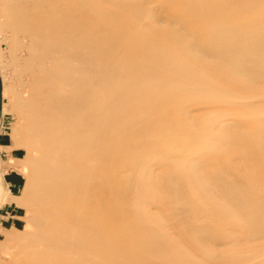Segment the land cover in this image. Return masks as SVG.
<instances>
[{
	"label": "rangeland",
	"instance_id": "374dc122",
	"mask_svg": "<svg viewBox=\"0 0 264 264\" xmlns=\"http://www.w3.org/2000/svg\"><path fill=\"white\" fill-rule=\"evenodd\" d=\"M31 1L32 0H0V264H144L143 260H146L148 256L152 255H154L158 261L161 259V261H167V259L171 258L181 261L183 264H187L181 252H184L185 248H187L186 251L191 252V258L195 257L194 259L201 264H264V236L252 241L243 239L245 231V228L242 226L243 219L233 216L232 214L226 215L228 205H226L225 202L223 203L222 199H218L220 197L217 198V195H219L218 190H212L214 194L211 193L212 191H210V193L205 192L202 187L203 185H201L198 186L196 189L197 191H193L196 192L194 199L196 200V206H198V208L195 206V209L201 211V217L198 222H205L207 229L206 235H196L193 238V240L198 243L195 244L197 246L194 249L195 251L193 250L194 252H192L188 247H192L191 242L189 243L186 241L184 236L178 233L179 231L177 229H172L173 226L171 223L174 220L176 221L175 215L177 214H171L174 220L173 218H169L166 216L167 212L164 211L167 208L164 209L165 206L162 207L159 204L158 199L160 198L161 191H158L160 189L163 190L162 184L167 180L162 177L160 178L157 171L151 173V178L147 176L145 179L135 180L136 182L132 180L133 169L131 170V167L133 166L131 162L140 160V158L146 156V153H157L158 156H162L164 159L167 157L165 162L169 164L170 167L183 166L185 161L188 162L187 164H190L189 162L210 163L212 160L220 158V161L215 160V163L211 165L210 171L213 173L219 174L224 170L232 168L241 174L247 172L251 164L245 167L244 165H240V161H236L234 164L227 167L230 158H238L243 155L237 152L223 154V145L218 151L210 149L209 144L212 143V141L215 143H222V139L224 138L223 132L229 127V125L225 123H221V125H225V127H219L220 124L215 122L217 118L221 119L224 117H221L222 115L220 113H224L223 115L226 114L223 107H221L222 111H218V108H216L217 106H214V109H217L216 111L220 115L216 113V119H211L212 122H210L209 118V120H205V117H203L206 114H210L209 112L214 109H211V107L206 108V106L203 107L202 104L208 105L210 102L220 101L222 98L219 99V91L215 94H204V96H200L199 93H188L186 95L184 93V95L180 96L181 100L189 104L180 103V101H178L179 98H177L176 102H178V105H185V109L183 110L184 113L187 114L190 112L191 114L189 113V118H187V122L185 121L186 123H184L183 126H178H182L183 129L180 130L181 128H177L171 137L168 138L164 137L159 130L152 129L151 126L144 124L143 119H141L138 114L142 111L151 114V108L154 107L155 104L150 102V99L148 100L150 103L137 101L129 104H119L117 107L119 111H117L116 108L104 119L107 123L109 122L108 124L113 122L118 126L109 127L103 131V135L98 139V142L102 144L104 141V148L102 151L94 154V156L92 154L93 151H87L85 148H82L84 147L83 143L76 144L73 140L70 134L72 129L68 126V121L66 119L67 115L64 114L58 99L59 95L67 94L69 91H76L79 97H81L83 90H87L86 92L91 94L90 97L89 94L87 97L89 103L93 101L99 105V99L105 100L107 94H105L106 92L99 83L101 80H104L106 76L105 66L107 61H105L104 53L109 52L111 49L118 53H122L127 50V47H134L136 53L140 55H144L148 49L159 51L161 54H164V58L168 57L167 59L179 62L177 65L169 67L166 73L176 70V67L186 69L188 66L187 61H189L188 56L190 53L193 54V51L191 49L182 51L181 47L185 44V41H188L186 39L168 41L160 37L172 31L169 24L163 22L168 15L183 16V20L184 17L188 20L195 15L202 16L208 14L204 16L206 20L204 19L202 25L192 23L188 20L192 28L197 29L198 32L200 30L202 31H200L199 40L203 43H207L206 32L209 33L213 31V27L218 30L221 28L222 30H219L221 36L229 37L231 31L228 27L240 26L247 21L253 23L257 22L259 16L264 15V6H259L249 11L237 9L236 5L230 3L228 0H184L187 1V3L196 4V8L187 7L183 0H108L104 5L106 9H101L94 13L93 23L91 24L93 32L91 35L89 34L87 37L86 34H83L85 33L84 30V32L77 35H63L56 38L52 37L49 32V27H47V25H51L52 21L59 16L58 12L52 11L50 13L49 11L50 5L53 4L55 0L53 2L52 0H40L35 6ZM122 2L131 4L133 6L132 9L120 8L119 4ZM115 3L117 4L115 5ZM201 4H203V6ZM115 6H117V8ZM140 6H149V8L152 6L146 21L144 18H141L144 19L141 22L138 20ZM37 9L39 10L37 11ZM35 11H37V13ZM111 13L114 14L112 15ZM136 13H138L137 17L134 16ZM109 14L112 16H109ZM119 14L126 19H122ZM153 14L156 18H154ZM102 18L103 20H101ZM133 18L136 19L133 20ZM152 18L153 20L155 19L154 22L151 21ZM127 19H129L130 22ZM131 20L135 21V24ZM116 21H123L122 23L125 25H118ZM101 22L105 24V29L108 31V34L105 36L102 35L100 30V26H102ZM147 22H149L148 25ZM152 22L155 25H151ZM27 29L31 31V35H28ZM36 29H39L41 32L35 33L34 31ZM116 29L118 33H116ZM121 29H123L122 38L124 39L112 37L115 34L119 36ZM135 29H138L137 32ZM154 29H159L158 31L162 32L159 37L157 33L153 32ZM127 39L131 41V44H129ZM141 44L146 45V48L139 47ZM121 47L123 49H121ZM256 48H259V46L257 45ZM229 51L235 52L236 48H232ZM53 54L55 56H53ZM131 61L132 63L130 62V66L132 67L136 62L133 60ZM67 63H74L77 65L78 71H72L67 66ZM112 63H116L117 65L123 64L124 59H113ZM38 66H40V68ZM27 67L39 70V81H33L31 75L26 72ZM100 71L102 73H100ZM67 72L69 74H67ZM71 72H73V74ZM61 74H64L70 81V86L54 81L52 82L51 78ZM71 74L75 77H72ZM71 77L72 80L74 79L73 81L70 79ZM238 78L241 77H232L230 83L232 80H237ZM203 87H207L206 89H210L211 92L220 89L221 91L222 89H230L227 87H219L220 89L217 88L216 90L215 86L209 82L204 83ZM211 87L214 89L212 90ZM244 87L248 90V94L251 97L247 102H244L243 99L238 101V105L234 107L232 119L234 118L235 120L236 118H240V120H237L241 121L242 119L247 126L252 125V122L255 120L264 125V79L257 80L255 78H250ZM33 90L39 91L45 95L39 111H41L40 117L44 120L43 123L48 124V129L45 130L46 136L41 140V144L44 145L51 155H49L50 159H54H51L53 162H58L72 172L74 182L80 190L79 193L74 192V194L76 193L74 196L73 193H70V195L68 194L69 196L63 195L59 200L55 196L56 192H53L55 189L51 187L54 186L56 178L51 175L45 174L38 180H29L28 155H26L28 153L25 151L27 137L25 135L26 124L24 110L27 97ZM177 91L180 90L177 89ZM164 92L166 91L164 90ZM117 94L118 93H116V95ZM151 96L153 97L154 95L151 94ZM171 103H173V101H171ZM198 107L202 110H198ZM188 109H190V111ZM125 110L131 115L129 121H126L122 116V114L126 112ZM187 110L188 112H185ZM165 112H167V110H165ZM197 112H201V115ZM202 112H205V114ZM198 114L202 117L198 116ZM196 116H198V118ZM226 116L227 114L225 118ZM203 118L205 120L204 122ZM219 119H217V121ZM209 123L214 124L212 126ZM141 124L143 125L141 126ZM216 124L218 125V129L223 127V131L221 130L222 133L219 132L217 127L215 129L214 125ZM129 125H131L133 129L131 128V130H128L126 133L122 134L121 130H118L120 126ZM188 125H192L193 127H206L208 125V128L214 127V129H212L213 135L209 137V135L201 134L202 136L199 138L201 141H198L199 146L201 145L204 150H199V154L198 152L195 154L197 156L199 155L200 158V155L208 153L207 155H202L205 157V160L202 159V161H200L198 157H193L194 153L189 152L187 149L188 146L183 143L186 141V138L183 136V131H186ZM51 128H53L54 131L51 132ZM95 128L96 127L93 125L87 127L88 130L92 131L95 130ZM49 131L50 134L48 135ZM216 132L217 134L220 133V136L217 135ZM216 135L217 139L220 137L221 140H217L216 137L214 138ZM211 137L214 139H211ZM209 138L212 141L209 140ZM150 140L152 141L150 142ZM169 142L172 143V145L167 146ZM203 151L205 152L203 153ZM210 154L213 155L211 156ZM206 157H208V159H206ZM258 157V154H248L247 159L255 160ZM93 159L95 163H93L94 161L92 162ZM91 165L93 168H91ZM158 166L159 164H156L154 169L156 167L158 168ZM236 166L239 167V169H236ZM7 173H10V175L12 174V179L18 183L17 189L14 190L15 196L10 198L12 200L13 212L11 213L12 217L8 219L5 218L6 214H3L2 211L4 201L9 198L3 189L4 177H6ZM88 173H90L89 176ZM227 177L233 179L232 175H227ZM83 181L85 183H83ZM100 181L102 184H99ZM153 183L156 185H153ZM146 184H150L148 185L150 186V190L152 189L158 192L157 195L154 191L153 193L155 194H153L152 191L150 192L149 188H147V191L154 196L142 201L144 203L143 205L140 206L139 201L134 199V201L130 202L132 198L129 202L126 200V198H130L128 194H126L127 197L125 198L124 192L128 193L126 191L128 190L127 188L130 186L142 188V185L146 186ZM97 185L100 186L98 187ZM83 186L84 188L89 186L86 188V191L87 193L90 192L92 195L90 196V193H88V200L90 203L87 202L86 194L84 195L86 191L83 192ZM152 186H155V189H153ZM245 188L249 194L257 192L264 199V179L257 182L255 185L252 183L247 184ZM106 190L108 192H106ZM119 191L123 194V196L120 195L122 198L118 196L120 193ZM102 196L105 197L101 198ZM92 200L93 202H91ZM133 203L138 204L135 205ZM178 203L180 202L176 201L173 205L178 206ZM197 203L199 205H197ZM83 204L84 206H82ZM133 205L136 206L134 209L137 208V210L132 209ZM82 209L84 212L83 216L81 215ZM88 209L91 210V212H89ZM147 209L150 211L149 214ZM70 210L73 213L75 212L76 215L75 213L72 214L69 212ZM85 210L88 214H101L91 223L92 228H88V231L86 230L87 233L85 232L82 234V232L85 231L83 227L86 225L84 217H86L87 213ZM66 218H68L67 222ZM177 218H180V214L177 215ZM239 223H241L240 226ZM81 225L84 226L81 227ZM149 227L153 230L151 233L149 232V235H146L145 232L149 230ZM73 231L75 233H73ZM160 233L171 242L173 250L170 248V252L167 251V253H165L162 250H156L146 244L149 236H153V234L161 235ZM76 234L78 235L76 236ZM82 236L87 238L85 247L77 249L75 253L74 251L59 250L60 245H65L61 244L62 241L66 239H79ZM203 236L206 237L207 240H204L206 238ZM221 236L226 237L222 240L223 244L213 245L211 243V241L217 242L215 241V237L220 238ZM238 239L240 241H238ZM209 248L210 250L212 248V250H208ZM208 251L214 254H221L223 252L221 255L223 257H228L230 261L206 260L204 257L210 254ZM224 252H226V255H224ZM114 257H119V260H113Z\"/></svg>",
	"mask_w": 264,
	"mask_h": 264
},
{
	"label": "bare ground",
	"instance_id": "6f19581e",
	"mask_svg": "<svg viewBox=\"0 0 264 264\" xmlns=\"http://www.w3.org/2000/svg\"><path fill=\"white\" fill-rule=\"evenodd\" d=\"M53 1L54 0H52V2ZM106 1L108 2V0H55L53 2V4L50 5L49 11H50V13L52 11H54V12L56 11V12H58L59 16L57 19H54L52 21L51 25L49 24L50 26L47 25V27H49L50 34L52 35V37L58 38L59 36H63V35H66V36L77 35L79 33L84 32V30H85V33H83V34H86V36L88 37L89 34L91 35L93 32V27L91 26V24L93 23L94 13H96L97 11H99L101 9H106V7L104 6ZM228 1L230 3L235 4L237 9H239V10L244 9V10L251 11V10L258 8L259 6H264V0H228ZM31 2L35 6V5H37V3L40 2V0H32ZM183 2H185L186 6L190 7V8H196V6H197L196 4H191L190 2L187 3V1H184V0H183ZM23 3H24V1H23ZM109 3H107V4H109ZM116 4L117 3H115V5ZM201 5L203 6V4H201ZM201 5H199V6H201ZM119 6H120V8L122 7V8H129V9H132V7H133L128 2H122L119 4ZM103 7H105V8H103ZM115 7L117 8V6H115ZM150 8H149V6L148 7L140 6L139 11H138V13H139L138 20L140 22L143 21L144 19H145V21L148 19L149 12L151 11ZM38 10L39 9H37V11ZM37 11H35V12L37 13ZM155 12H157V11H155ZM117 13H119V12H117ZM126 13H128V12H126ZM138 13H136L134 16L137 17ZM112 15L109 14V16H112ZM205 15L207 16L208 14H205ZM205 15H202V16L195 15L194 17H191L188 20L192 23L202 25L204 23V19H205L204 16ZM119 16H121V15L119 14ZM132 16H133V14H132ZM236 16H237V14H236ZM130 17H131V15H130ZM124 18L122 17V19H124ZM141 18H144V19H141ZM150 18H151V16H150ZM154 18H156L155 15H154ZM165 18L166 19H164L163 22L166 24H169V26L172 28V31L170 33H167V34L165 33L164 35H161L162 32L158 31L159 29L158 30L154 29L153 32L157 33L158 37L161 35L160 37H162L163 39H166L168 41L169 40H183V39L184 40L186 39L188 41V42L185 41V44L182 43L183 46L181 47L182 51H184V50L187 51L189 49H191L193 51V54L190 53V55L188 56L190 62L187 61V65H188L187 68L181 69V68L176 67V70L170 71V73H166V72H168L169 67H171L172 65H177V63H179V62L167 59L168 57L164 58V54H161V52H159V51H154V50L148 49L144 55L143 54L140 55V54L136 53V49L134 47L133 48L127 47V50H125L122 53H118L113 49L109 50V52L104 53L105 61H107L106 66H105L106 76H105L104 80H101L99 83L100 86L103 87L104 91L106 92L105 94H107L106 95L107 97L105 100L99 99L100 100L99 105H97L93 101H91V103H89L87 101V97H88V94H89V97L91 94L86 92L87 90L86 91L83 90V94L81 97H79V94L76 91H69L67 94H62V95L58 96V99L60 101V105L63 109V112L65 115H67L66 119L68 121V126L72 129L70 134H71L73 140L76 142V144L83 143L84 147H82V148H85L87 151H89V150L93 151L92 154L94 156V154L102 151L104 148V141L102 144H99V142H98V139H100L103 135L102 134L103 131L105 129H108L109 127H117L118 126V125H115L113 122L108 124L109 122L107 123V121L104 120L105 118H107L108 114L111 111H114L119 106V104H121V103L122 104H125V103L129 104V103L141 101L143 103L153 102L155 104L154 107L151 108V110H152L151 114L148 112L147 113L143 112V111L138 113L139 116L141 117V119H143L144 124L151 126L152 129L159 130L160 133L163 134L164 137L168 138V137H171V135L174 133L175 130H177V128H181L180 130H182L183 124L186 123L187 118H189L190 112L187 114L184 113L183 110L185 109V105L184 104L178 105V102H176L177 98H179L178 101H180V103L189 104L188 102L181 100L180 96L184 95V93H185V95L188 93H199L200 96H204V94L205 95H209V93L215 94L219 91L218 92L219 96H220L219 99L222 98L220 101H213V102H210L208 105L200 103L203 105V107L204 106H206V108L211 107V109H214V106L215 107L217 106L216 108H218V111H222L221 107H223V109L226 111V114H227V116L225 118L226 114L223 115L224 113L223 114L220 113L222 115L221 117H223V116L224 117L221 118L219 116L221 119L217 118V119H219L218 121L216 119V113H218L216 111L217 109L216 110L214 109V110L209 112L210 114H206L203 116V117H205V120L210 119V122H212L211 119L212 120L216 119L215 122H218L220 124L219 127L223 126V125H221V123L222 124L225 123L226 125L227 124L229 125V127L225 129L226 131L223 132V136H224V138L222 139L223 144L222 143L221 144L215 143L214 141L211 140V139H214L215 137L217 139V135L220 136V133L217 134V132H216L217 135L214 136V138H212V137H211V139L209 138V140L212 141V143L209 144L210 149H213L214 151H216V150L218 151L219 148H221L223 145L224 146V148H223L224 153L223 152H221V153L226 154V153L237 152V153L243 155L241 157L239 156L238 158H236V157L230 158V161L228 162L227 167L229 165L234 164L236 161H240V165H242V166L244 165L245 167L248 164H251V166L248 167L247 172L241 174L239 172H236L234 170V168H232V169L224 170L222 173H219V174L213 173L212 171H210L211 165H212V163H215V160L220 161V158L212 160L210 163L209 162H207V163H198V162L191 163V162H189L190 164H187L188 162L185 161L183 166L170 167L169 164H167L165 162L167 157H165V159H164V158H162V156H158L157 153H155V154L154 153L153 154L146 153L145 157L140 158V160H138V161H135V162L132 161L131 162V165L133 166V167H131V170L133 169L132 170V177H133L132 180H134V182H136L135 180H140V179L142 180V179H145L147 176H149L151 178V176H150L151 173L152 172L155 173V171H157L159 173L160 178L162 177L163 179L167 180L164 184H162L163 190L162 189H160L159 191L157 190L158 192L161 191L160 192L161 193L160 198L159 199L157 198V199L159 200V204L162 207L165 206L164 209L167 208L169 210V211L167 209L164 210L165 212H167V214L166 213L165 214L169 218H173V220H174V217L171 214H173V215H175V214L179 215L180 214V218H177V215H175L176 221L175 220L173 221L171 219L173 221L171 223L173 226L172 229L173 228L177 229L179 231L178 233L183 235L186 241H188L189 243L191 242L192 247L188 246L190 248V249L189 248L188 249L191 250L192 252L195 251L194 249L197 246L195 244L198 243V242L194 241L193 238L196 235L202 236L203 234L206 233V229H207V225L205 222H198L200 217H201V211L195 209L196 200L194 199V195L196 192H193V191H195L198 188V186H201V185H203L202 187L205 190V192L210 193V191H212V190H218L219 191V193H218L219 195H217V198L220 197L218 199H222L223 203L225 202V204L228 205V209H227L228 211H227L226 215L232 214L233 216L241 217L243 219L242 220L243 221L242 226L245 228L243 239H247L250 241L259 239L260 237L264 236V199L257 192L254 194H249L246 191L245 186L247 184H251V183L255 185L257 182L264 179V164H263L264 163V125L261 122H258L255 120L252 122V125L247 126V124L245 122H243L242 119H241V121H239L240 118H236L234 120V118L232 119V116H233L234 107H236L239 103L238 101L243 99L244 102H247V100H249L251 97L248 94V90H246V88L244 87V85L247 84L248 80L250 78H255L257 80L264 79V15L259 16L258 21L255 23L247 21L246 23H243L240 26L228 27V28H230L229 30L231 31V33H230L231 35L229 37L228 36H221L219 30H222V29L219 28V30H218L216 28L214 29V27H213V31H211L209 33L206 32V39L208 40L207 43H205V42L203 43L202 41L199 40L200 34L202 31L200 30L201 32L200 31L198 32L197 29L192 28L186 17H184V20H183V16L180 17V16H175V15H168ZM134 19H136V18H133V20ZM101 20H103V18ZM127 20H129V19H127ZM133 20H131V21L134 23L135 21H133ZM154 20H153V18L151 19V21H153V22H154ZM122 22L118 21L117 23H118V25H125ZM129 22H130V20H129ZM137 22H136V24H137ZM153 22L151 23V25L152 24L155 25ZM119 23H122V24H119ZM101 24L103 27L100 26V30H101L102 35L105 36L106 34H108V31H107V29H105V24L103 22H101ZM148 24H149V22H147V25ZM88 26H89V29H88ZM209 27H211V26H209ZM138 29H135V31L137 32ZM133 30H134V28H133ZM116 31L115 32L118 33L117 29H116ZM122 31H123V29H121V33L119 34V36L117 34H115L112 37L121 39L122 38ZM34 32L38 33L41 31L39 29H36ZM150 32H151V30H150ZM27 33H28V35H31V31H29L28 29H27ZM127 36H126V38H127ZM122 39H124V38H122ZM131 39H132V37H131ZM127 41H129V40L127 39ZM133 41H134V39H133ZM130 42L131 41H129V44H131ZM257 45L259 46V48H256ZM145 46L146 45H142V44L139 45V47H142V48H146ZM232 48H236V51L235 52L229 51ZM121 49H123V48L121 47ZM195 54H196V56H195ZM53 56H55V55L53 54ZM166 56H168V55H166ZM11 58H12V56H11ZM118 58H123L124 63L119 64V65H117L116 63L113 64L112 60L118 59ZM131 60L136 62V63H134V65H132V67L130 66V62L132 63ZM42 62H43V60H42ZM73 64L67 63V66L72 71L75 70L77 72L78 66L75 64L73 65ZM101 65H103V64H101ZM43 66H44V64H43ZM38 67L40 68V66H38ZM26 70H27L26 72H28L31 75V77L33 78V81H36V80L39 81V70L38 69L34 70V68L30 69V67H27ZM71 73L73 74V72H71ZM100 73H102V72L100 71ZM67 74H69V73L67 72ZM26 75H28V74H26ZM19 76H21V75H19ZM234 76L241 77V78H238L237 80H232L230 83V80ZM72 77H75V76L72 75ZM72 77L70 78L71 80H72ZM227 77H229L230 79ZM51 80H52V82L54 81L56 83L58 82V83L70 86V81L66 78V76L64 74L57 75V76L51 78ZM206 82H209L210 84L215 86L216 90H217V88L220 89L219 87H227L230 89H222V91L220 89V90L211 92L210 89H206L207 87L206 88L203 87V84ZM204 86H206V85H204ZM208 88H209V86H208ZM211 88H212V90L214 89L213 87H211ZM177 89H179L180 91H177ZM164 90L166 92H164ZM28 93H30V92H28ZM116 93H118V94L116 95ZM151 94H153L154 96L152 97ZM44 96L45 95L43 93H40L39 91L33 90L28 95L27 102L25 104V110H24L25 111V114H24L25 115V124H26L25 135L27 137V140L25 143L26 144L25 145V147H26L25 151H27L26 153H28L26 155H28L27 162H28V167H29V180H38V179L42 178L45 174L55 177L56 180L54 181V186H51V187L55 189L53 192H56L55 196L60 200L63 195L66 196L68 194L70 195V193L71 194L73 193V196H74L76 194V193L74 194V192L79 193L80 190L74 182V177H73L72 172L69 169H67L65 166H62L61 164H59L58 162H53L52 160H54V159H52V158H51L52 160L50 159L51 155L49 154L47 149L44 147V145L41 144V140L44 139V137L46 136L45 130L48 129V124L43 123L44 120L42 119V117H40L41 111H39V108L41 107ZM210 97H211V95H210ZM196 98H197V96H196ZM214 98H217V97H214ZM171 101H173V103H171ZM132 105H135V104H132ZM138 107H139V105H138ZM199 109L200 108L198 107V110ZM165 110H167V112H165ZM188 110L190 111V109H188ZM188 110L185 112H188ZM200 110H202V109H200ZM117 111H119L118 108H117ZM194 111H196V110H194ZM127 112L128 111L124 112L122 114V116L126 121L127 120L129 121L131 118V115H130V113H127ZM197 113H199L201 115V112H197ZM199 114H198V116H200ZM203 114H205V112ZM187 115H188V117H187ZM198 116H196V117L198 118ZM200 117H202V116H200ZM190 118H191V115H190ZM237 119H239V120H237ZM205 120L203 118V122ZM246 120H248V119H246ZM188 122H189V120H188ZM209 124H211L213 126L212 123H209ZM89 125L95 126L96 127L95 130H93V131L88 130L87 127ZM142 125L143 124H141V126ZM179 125H182V126L178 127ZM214 126L216 129V127L218 125L216 124ZM208 127H209V125L206 127H193L192 125H190V126L188 125L186 131H183L184 132L183 136L186 138V141L183 143H185L186 146H188L187 149L189 150V152L194 153L193 157L196 156L199 158V155L197 156L195 153H197L199 150H201V151L204 150L203 147L201 145L199 146V144H198V141H201V140H199V138H201V136L204 134L209 135V137H210V135H213L212 129H214V127H212V128H208ZM223 127H225V125ZM131 128L133 129V127L131 125L120 126V129L118 127V130L119 131L121 130V132L123 134V133H126L128 130L130 131ZM139 128H142V127H139ZM222 128L218 129V127H217V129L221 133L223 131ZM51 129H52V130H50L51 132L54 131L53 128H51ZM50 131L48 132V135L50 134ZM151 136H152V134H151ZM218 139L221 140L220 137ZM151 141L152 140H150V142ZM203 142H205V141H203ZM204 144H202V145H204ZM169 145H172V143H170V142L167 143V146H169ZM188 150H186V151H188ZM205 151H206V149H205ZM205 151H203V153ZM208 151H209V149H208ZM104 152H103V154H104ZM101 154H102V152H101ZM198 154H199V152H198ZM205 154L207 155L208 153H204L202 155H205ZM248 154H258L259 157L255 160H249V159H247ZM159 155H161V154H159ZM202 155H200V158L199 159L197 158V159L202 161V159L205 158ZM208 157H206V159H208ZM94 159H96V158H94ZM94 159L92 160V162L94 161L93 163H95ZM156 164H159V166H158V168L156 167L154 169ZM93 166H94V164H93ZM93 166L91 168H93ZM236 169H239V167H237ZM100 171H98V172H100ZM101 173H103V172H101ZM89 174L90 173H88V176H89ZM56 175H58V176H56ZM154 175H152V176H154ZM227 175H232L233 179H230L229 177H227ZM95 176H94V178H95ZM88 178H90V177H88ZM78 180H79V178H78ZM100 182H99V184H102V182L101 183ZM83 183H85V182L83 181ZM129 183H131V182H129ZM143 185H144V183H143ZM143 185H142V188L141 187L137 188L136 186H133V187L130 186L129 188H127L128 190H126L128 193H125L123 191L125 194V198L127 197L126 194H128V196L130 197V198L128 197L129 199L126 198V200H128V202H129V200H131V198H132V200L130 202H132L134 200H138L139 205L141 206L144 204L142 201H145L148 198H150L151 196H154L153 194H155V193L157 195L158 192H155L152 189L150 190V186H148L150 184H148V185L146 184V186H143ZM153 185H156V184L153 183ZM84 186L82 189L83 192H85L86 188L89 187V186H87L84 188ZM97 186L99 187L100 185H97ZM103 186H104V184H103ZM147 188H149L150 192L152 191V193H153V191H154L155 193H153L151 195V193H149V191H147ZM152 188L155 189V186H152ZM106 192H108V191L106 190ZM88 193H90V192H88ZM88 193H87V191H86V193H84V195L86 194L85 196H86L87 200L89 199ZM120 193L118 194V196L119 197L123 196V194L122 193L120 194ZM211 193L214 194L213 191ZM65 196H64V199H65ZM90 196H92L91 193H90ZM51 197H52V195H51ZM104 197L105 196H102L101 198H104ZM66 198H68V197H66ZM217 198H216V200H217ZM64 199H62V200H64ZM197 199H199V198H197ZM100 200H102V199H100ZM176 201L180 202V203H178V206L173 205V203ZM87 202L90 203L89 200ZM91 202H93V200ZM133 204H135V203H133ZM137 204H135V205H137ZM135 205H133V208H132L133 210H137V208L134 209L136 207ZM139 205H138V210H139ZM197 205H199V204L197 203ZM82 206H84V204ZM87 206H88V204H87ZM161 206H159V207H161ZM196 207L198 208V206H196ZM88 208H89V206H88ZM71 210L69 212H71ZM77 212H79V211H77ZM89 212H91V210H89ZM154 212H156V211H154ZM71 213L74 214L75 212L74 213L71 212ZM83 213L84 212L82 209V213H81L82 216H83ZM86 213H87V215H86V217H84L86 225L85 226L81 225V227L84 226L83 228L85 230L84 232H82V234H84L85 232L87 233L88 228H92L91 223L93 222V220L95 218H98L97 217L98 215L101 214V213H99V214L98 213H89L88 214L87 211H86ZM149 213H150V211L148 212V214ZM65 215H68V214H65ZM75 215H76V213H75ZM67 219L68 218H66V222H67ZM155 222H157V221H155ZM240 224L241 223H239V226H240ZM79 229H81V228H79ZM74 230H76V229H74ZM152 230L153 229H150V227H149V230L145 232L146 235L147 234L149 235V232L151 233ZM73 233H75V232L73 231ZM78 234L80 235L79 232H78ZM78 234H76V236ZM204 238H206V237H204ZM215 238H216L215 241H217V242L211 241V243L213 245H216V244L220 245V244H223L222 240H224L226 237L221 236L220 238L219 237H215ZM86 239L87 238L85 236L84 237L82 236L81 238L74 239V240L66 239L65 241L61 242V244H65V245H60L59 250L69 251V252L74 251V253H75L77 251V249H79L81 247H85ZM204 240H207V238ZM238 241H240V240L238 239ZM141 244H143V243H141ZM146 244H148L149 246L153 247L156 250H162L165 253H167V251H169L170 248L173 250V246L171 245V242L163 234H161V235H159V234L154 235L153 234V236H149ZM206 247H207V245H206ZM208 247H210V246H208ZM186 250H187V248H185L184 252L183 251H181V252L184 255L183 256L184 259H186L187 264H201L196 259H194L195 257H194L193 253L192 254H193L194 258H191V254H190L191 252L186 251ZM208 250H210V248ZM211 250H212V248H211ZM217 252H219V251H217ZM196 253H197V251H196ZM208 253H210V254H208L204 257L206 260H209V261L210 260L211 261L221 260L224 262L230 261V259L228 257H223L221 255L223 252L221 254H214V253H211L208 251ZM224 253H225L224 255H226V252H224ZM114 259L119 260V257H114L113 260ZM161 260L158 261V259H156V257H154V255H152V256H148L146 260H143V262H144V264H183V263H181V261L173 260L171 258L167 259V261H161Z\"/></svg>",
	"mask_w": 264,
	"mask_h": 264
},
{
	"label": "crops",
	"instance_id": "0c3cea01",
	"mask_svg": "<svg viewBox=\"0 0 264 264\" xmlns=\"http://www.w3.org/2000/svg\"><path fill=\"white\" fill-rule=\"evenodd\" d=\"M12 178V174L10 175V173H7L6 177H4L3 183V189L5 190V194L9 197L8 199H6V201H4L2 210L3 214H6V219L12 217L11 213L13 212V205L11 203L12 200L10 198L15 196L14 190L17 189L18 185L17 181L13 180Z\"/></svg>",
	"mask_w": 264,
	"mask_h": 264
}]
</instances>
